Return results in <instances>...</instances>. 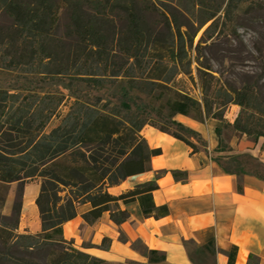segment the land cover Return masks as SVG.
I'll return each mask as SVG.
<instances>
[{
	"label": "trees",
	"instance_id": "16d2710c",
	"mask_svg": "<svg viewBox=\"0 0 264 264\" xmlns=\"http://www.w3.org/2000/svg\"><path fill=\"white\" fill-rule=\"evenodd\" d=\"M140 0H0L3 12L11 18L8 26L13 34V41L23 45L24 49L18 59L12 58L6 68H15L18 64L28 63L26 58L38 59L39 65L47 74L57 76L63 74L64 68L54 67L52 54V38L60 25L62 9L67 13V25L70 33L84 44L87 49L86 62L77 73L88 85L102 88L105 85L104 77L99 76L98 70L107 67L110 62L115 64L117 55L105 52L106 38L95 24L96 15L93 9L109 7L125 12L127 19L126 37L129 46L123 55L118 58L124 63L129 62L130 68L143 67L144 54H140V46L144 42L143 12L138 3ZM233 0L229 1L232 3ZM246 2V1H245ZM255 10L264 8V0H257ZM214 16L210 13L207 19ZM182 26V25H181ZM177 33L181 37L180 24L175 23ZM181 44L179 50H181ZM182 52L174 50L167 55V60L174 64L168 69V74L163 71L150 72L142 77L147 86H160L171 81V77L179 73L178 61ZM179 58V60H178ZM53 59V60H52ZM89 62V64H87ZM123 63V64H124ZM87 65V66H86ZM123 66L112 70L111 76L121 75ZM159 67L155 66L157 71ZM129 69L122 73L129 80V88L137 87L138 80ZM160 70V69H159ZM199 75H207L203 68H198ZM44 72V71H40ZM164 74V75H163ZM58 77V76H57ZM259 78L245 82L240 87L229 91L224 88V98L219 105L232 102L240 105V110L232 124L224 119V110L221 106L212 111L213 102L207 98L211 90V83L203 84L204 95L201 102L193 99L187 93L176 92L175 97L168 96L158 105V115L168 119V125L158 126L151 123L143 112L134 111L129 104L112 106L109 110L104 105L98 106L83 99L75 98L66 103L64 96L51 94L49 96H35L21 94L0 88V138L11 141L7 146H0V183L11 181L21 182L23 178L34 175V170L26 167L35 163L53 162L58 157L71 154L77 155L74 164L65 166L66 174L61 182L70 186L69 194L61 197L56 193L49 195L44 184L40 188L36 205L40 212L42 229L40 232L19 234L18 237L25 241L26 247L40 254L45 252L43 264H107L102 258H97L90 253L76 248L72 241L61 237L62 223L77 214L78 203L89 202L91 210L84 213L86 221L97 219L104 211L109 210V204L119 200L126 202L134 200L140 195L146 199L151 198L157 184L149 181L140 183L134 188L119 195L110 194L107 188L120 183L127 176L139 174L150 169V158L161 150L149 149L140 130L146 124L154 126L162 132H167L175 138L184 141L192 153L200 150L196 142L200 134L181 121H176V114L190 116L193 119L204 121V118H215L230 124L236 132L252 136L264 137V108L255 104L253 100L259 92ZM164 93L159 92L162 99ZM48 98V99H46ZM68 105L66 112L59 108ZM56 117L58 123L47 132L48 122ZM149 121V122H148ZM38 125L34 126V123ZM220 128L216 129L219 134ZM9 155V156H8ZM175 178L185 176V171L171 170ZM57 177V175L55 174ZM24 185V184H23ZM23 188V186H22ZM21 188V192H22ZM17 202L18 208L21 206ZM46 197V199H45ZM52 198V200H50ZM44 201L49 204H44ZM144 214H149L151 209L143 207ZM111 217L117 223L127 218V212L118 210L112 212ZM231 254V253H230ZM5 257L0 256V261ZM33 264H41L35 262Z\"/></svg>",
	"mask_w": 264,
	"mask_h": 264
},
{
	"label": "rangeland",
	"instance_id": "374dc122",
	"mask_svg": "<svg viewBox=\"0 0 264 264\" xmlns=\"http://www.w3.org/2000/svg\"><path fill=\"white\" fill-rule=\"evenodd\" d=\"M229 1L140 0L138 5L143 12L141 21L145 37L140 46V54H146L142 63L144 68L137 66L135 69H129L131 60L124 63L118 58L130 45L125 33L127 27L125 12L109 7L93 9L96 15L95 24L106 38L105 52L117 55L115 64H112L110 59L107 67L100 66L97 72L99 76L105 78V85L102 88L88 85L79 77L85 75L74 74L81 68L84 69L87 49L70 33L67 13L63 9L60 27L52 38L54 55L52 60L53 68H64L65 73L57 75L58 77L47 74L39 65L38 59L30 57L26 58L28 63L6 68L10 59H18V56L24 51L26 53L28 49L13 41V34L8 27L11 18L0 6V88L39 97L51 94L64 96L63 103L66 100V103H69L68 101L75 98H81L98 106L104 105L106 110L126 103L132 110L143 112L151 123L166 126L169 121L163 116L167 111H164L162 117L157 113L159 103L165 101L168 96L175 97L176 92L180 91L201 102L204 95L202 86L210 82L211 90L207 98L213 102L214 112L221 106L219 103L225 97L222 89L226 88L228 91L231 88L236 89L247 81L259 78L260 88L253 102L264 108V8L258 11L250 7L254 6L253 3L257 0H233L230 5ZM210 13H214V16L206 20ZM177 22L180 24L181 37L175 27ZM171 50L176 54L182 52L177 63L179 73L173 75L171 81L163 83V87L149 85L145 89L146 81L142 77L148 73L163 71L164 74H168V69L174 65L167 60ZM121 65L123 72L129 69L138 80L136 88H129V80L122 75L123 72L118 76L108 75ZM155 66L160 70L157 68L156 71ZM198 68H203L208 74L199 75ZM160 91L164 93L162 99L158 97ZM67 106L61 105L59 108L66 112ZM222 107L224 119L232 124L240 105L228 102ZM57 123L58 119L53 117L45 130L49 132ZM230 124L226 125L221 121L218 144L211 153L212 159L218 162L223 170L237 176L256 175L264 180V161L260 156L252 154L247 147L231 143L234 142V136H241L242 133L236 132ZM36 125L37 122L34 123V126ZM247 138L252 141L257 136L252 134ZM10 142L6 138H0L1 147L9 145ZM196 144L199 149H205L207 142L200 135ZM75 157L77 155L71 154L58 157L53 162L29 165L26 169L34 170L31 177L23 178L21 182L0 183V256L5 257L0 264L35 262L43 264L45 252L38 254L30 250V247H26L25 241L18 237L19 234L31 233L18 229L20 209L17 202L20 200V193L22 194L21 188L26 182L35 180L40 184V188L44 184L49 195L56 193L65 197L69 194L70 186L63 184L61 178L66 174L65 166L74 164ZM44 204L49 203L44 201Z\"/></svg>",
	"mask_w": 264,
	"mask_h": 264
},
{
	"label": "crops",
	"instance_id": "0c3cea01",
	"mask_svg": "<svg viewBox=\"0 0 264 264\" xmlns=\"http://www.w3.org/2000/svg\"><path fill=\"white\" fill-rule=\"evenodd\" d=\"M174 119L205 138V149L192 153L184 141L144 125L140 134L147 146L161 151L151 156L149 170L127 176L107 191L119 195L152 181L157 187L151 198L112 202L91 222L83 217L91 204L78 203L77 214L62 223L61 237L107 264H264V180L237 176L212 159L220 120L200 121L181 113ZM247 137L242 133L231 143L264 161V138ZM171 170L185 171V176L175 178ZM39 192L35 180L23 186L19 231H41ZM143 207L151 212L144 214ZM119 209L127 218L117 223L111 214Z\"/></svg>",
	"mask_w": 264,
	"mask_h": 264
}]
</instances>
